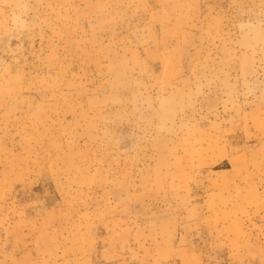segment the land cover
Returning <instances> with one entry per match:
<instances>
[{
  "label": "rangeland",
  "instance_id": "obj_1",
  "mask_svg": "<svg viewBox=\"0 0 264 264\" xmlns=\"http://www.w3.org/2000/svg\"><path fill=\"white\" fill-rule=\"evenodd\" d=\"M0 264H264V0H0Z\"/></svg>",
  "mask_w": 264,
  "mask_h": 264
}]
</instances>
